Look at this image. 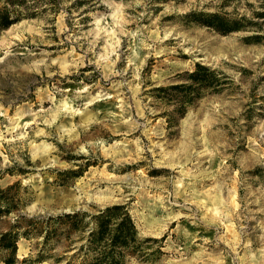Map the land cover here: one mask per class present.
I'll return each mask as SVG.
<instances>
[{
	"label": "rangeland",
	"instance_id": "rangeland-1",
	"mask_svg": "<svg viewBox=\"0 0 264 264\" xmlns=\"http://www.w3.org/2000/svg\"><path fill=\"white\" fill-rule=\"evenodd\" d=\"M22 10L0 31V185L29 184L21 211L124 203L162 250L125 264H264V37L244 39L264 35V0H24ZM191 10L243 15L245 28L222 34L187 20ZM196 61L230 82L169 124L149 89ZM67 168L80 174L60 183ZM33 252L20 238L19 259Z\"/></svg>",
	"mask_w": 264,
	"mask_h": 264
},
{
	"label": "trees",
	"instance_id": "trees-1",
	"mask_svg": "<svg viewBox=\"0 0 264 264\" xmlns=\"http://www.w3.org/2000/svg\"><path fill=\"white\" fill-rule=\"evenodd\" d=\"M23 5L24 0H0V31L27 14L22 10ZM255 14L264 16V11ZM184 17L222 34L245 28L243 15L235 17L219 11L191 10ZM261 37H264L261 33H252L244 39L259 42ZM174 78L168 84L149 89L164 106L170 107L162 111L169 124L183 116L197 100L208 93L223 91L230 82L224 70L199 61L192 69L177 72ZM260 99L264 102V95H260ZM260 169L261 166H256L249 172L262 178ZM79 174L77 169L67 168L58 170L56 178L65 183ZM32 198L29 184L21 185L20 179L0 185V264L42 261L50 264H125L132 257L154 261L162 252L160 246L152 245L159 239L139 234L124 203L47 214L22 212ZM7 216H11L8 221ZM20 238L29 240L34 249L21 259L17 256Z\"/></svg>",
	"mask_w": 264,
	"mask_h": 264
},
{
	"label": "water",
	"instance_id": "water-1",
	"mask_svg": "<svg viewBox=\"0 0 264 264\" xmlns=\"http://www.w3.org/2000/svg\"><path fill=\"white\" fill-rule=\"evenodd\" d=\"M67 211H71V209L67 210Z\"/></svg>",
	"mask_w": 264,
	"mask_h": 264
}]
</instances>
